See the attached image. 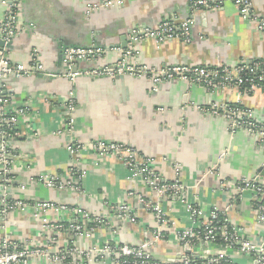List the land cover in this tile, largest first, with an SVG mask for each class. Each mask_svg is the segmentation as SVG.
I'll return each mask as SVG.
<instances>
[{"label":"crops","instance_id":"crops-1","mask_svg":"<svg viewBox=\"0 0 264 264\" xmlns=\"http://www.w3.org/2000/svg\"><path fill=\"white\" fill-rule=\"evenodd\" d=\"M104 1L24 0L19 19L21 35L8 52L9 58L14 63L31 66L32 51L37 50L46 72L53 77L36 72L31 77L6 81L9 107L13 111L25 109L27 114L20 119L21 136L12 143L15 182L5 195L0 181V198L20 200L30 206L25 212L12 210L6 219L0 214V240L8 237L25 246L39 245L55 252L64 246L63 238L45 231L43 226L45 221L53 225L67 223L70 214L51 210L38 213L33 205L43 201L56 204L78 201L90 215L111 216V207L120 203L132 206L139 217L135 223L114 222L110 226H114L113 234L120 231L129 245L144 241L145 233L156 225L136 200L128 197V192L135 189L144 194L145 185L141 180L136 184L129 182L119 161L97 155L92 144L105 141L129 144L140 156L157 159L156 170L163 176L173 177V164L179 163L185 183L197 185L189 196L197 198L207 213L214 208L223 212L232 204L228 213L230 222L258 244L264 238V229L256 222L250 193L240 199L237 187L243 179L257 176L264 184V149L244 132L232 136L222 116L203 114L195 106L239 105L251 109L257 122L264 124V94L260 91L245 94L237 89L210 91L180 80L165 83L155 92L149 78L84 75L68 78L62 63L64 48L100 50L95 62L79 64V72H87L117 64L121 57L119 50H125L122 39L126 37L127 41L133 27H155L164 20L180 22L192 18L186 0H125L122 8L87 15L90 5ZM251 1L257 19L264 24V0ZM3 2L0 0V20L6 12ZM193 20L192 44L180 40L161 46L153 41L142 42L131 63L154 68L215 67L264 59V29L256 21H244L233 4L227 3L218 11H200ZM71 101L77 107L73 137L66 133L65 118ZM71 139L84 146L76 159L67 151ZM77 162L78 169L87 173L81 182L83 194L54 192L33 182L42 174L67 176ZM216 165L218 171L205 176ZM163 206L172 221L165 230V235L171 238L174 228L186 227V217L177 204ZM110 226L104 225L91 241L79 240L78 245L87 248L106 243L111 239ZM172 248L165 246L151 253L157 260L168 261L176 259L179 249ZM242 262L247 261L238 259L237 263Z\"/></svg>","mask_w":264,"mask_h":264},{"label":"built area","instance_id":"built-area-1","mask_svg":"<svg viewBox=\"0 0 264 264\" xmlns=\"http://www.w3.org/2000/svg\"><path fill=\"white\" fill-rule=\"evenodd\" d=\"M192 18L185 21L164 20L155 27H133L127 35V48L119 50L120 60L117 64L106 67L94 68L87 72L73 73V69L81 62H95L101 55L100 50L82 48H64L62 63L66 67L67 76L75 79L79 76L88 77H119L149 78L153 84V90L157 92L165 83L180 80L192 86L206 90L237 89L245 94H264V59L252 63L242 62L236 66H202V65H170L164 68H154L146 65L131 63L137 57L138 48L142 42L153 41L158 46L180 40L190 45L194 42L193 16L200 11H218L227 3L233 4L244 21H256L260 29H264L262 21L257 19L251 0H186ZM6 12L0 20V39L5 44L14 42L20 35L19 19L23 13L24 0H4ZM125 0H105L102 4L89 6L87 15L102 9L122 8ZM8 50L0 47V181L4 189L11 192L14 185L13 171L15 156L12 152V143L20 134V119L27 114L25 109L13 111L8 103L6 94V81L10 78L31 77L34 73L48 74L43 66L39 52L32 51V64L26 66L23 63L12 62ZM66 121L69 137L75 134V113L77 107L71 101L66 107ZM195 110L209 116H222L228 122V131L234 136L237 132H244L256 146L264 149V124L258 123L251 109L241 106L228 107L226 105L212 104L209 106H195ZM160 112H164L160 109ZM94 151L101 158L110 156L119 161L126 172L129 182L137 183L139 180L145 185L144 194L131 189L128 197L136 200L146 215L155 222L156 228L145 233V240L139 245H129L124 236L119 232L113 234L112 223H135L139 218L132 206L120 203L111 207L113 215H90L84 212L79 203L69 201L64 204L54 202H38L34 208L38 213L51 210L58 214L69 213L71 220L57 225L45 221L44 230L53 232L57 237H62L58 250L50 248L25 246L22 243L10 240L8 237L0 240V264H242L238 259H246L243 264H264V238L254 244L245 236L243 229L235 227L228 218V213L233 209L229 204L223 212L214 208L207 213L199 206L197 198L189 196L190 190L197 185H189L183 179L182 166L173 164V177L161 175L156 167L157 159L140 156L137 149L126 143L100 141L92 144ZM84 146L80 142L71 139L67 145V151L72 159L83 151ZM224 157V156H223ZM26 160V159H25ZM27 161V160H26ZM78 161V160H77ZM28 162V161H27ZM29 163V162H28ZM30 164V163H29ZM79 164L72 165L67 176L39 175L34 184H40L54 192H68L83 194L81 182L86 172L78 169ZM218 171L216 165L206 172L205 176L215 174ZM223 186L224 183L222 184ZM25 187H21L24 189ZM6 192V193H5ZM250 193L253 212L256 222L264 229V184L259 176L243 179L237 187V195L242 199ZM79 199V198H78ZM164 203L179 205L182 214L186 217L185 228H174L171 238L165 235V230L171 227L172 221L164 210ZM30 204L20 200L8 201L0 198V214L6 219L12 210L25 212ZM104 225L110 226L111 239L104 244L92 245L81 248L79 240L91 241L98 229ZM52 233V234H53ZM118 235V238L117 236ZM55 240V238H54ZM55 245V244H54ZM170 247L178 251L176 259L156 260L152 251L161 247Z\"/></svg>","mask_w":264,"mask_h":264},{"label":"water","instance_id":"water-1","mask_svg":"<svg viewBox=\"0 0 264 264\" xmlns=\"http://www.w3.org/2000/svg\"><path fill=\"white\" fill-rule=\"evenodd\" d=\"M24 5V4H23ZM122 48L123 49H126L127 48V41H126V37H124L123 39H122ZM13 44H14V42H11V43H8V44H5L4 42H3V40L2 39H0V47H4V48H6L8 51H11L12 49H13ZM73 73H76L77 71H78V66H76L73 70ZM48 73V72H47ZM44 74L45 73H41V76H44ZM124 77H119V78H116V79H123ZM2 188V187H1ZM3 189V188H2ZM80 200V199H79ZM78 202V201H77ZM76 202V203H77ZM74 203V202H73Z\"/></svg>","mask_w":264,"mask_h":264},{"label":"rangeland","instance_id":"rangeland-1","mask_svg":"<svg viewBox=\"0 0 264 264\" xmlns=\"http://www.w3.org/2000/svg\"><path fill=\"white\" fill-rule=\"evenodd\" d=\"M149 219H150L152 222H154V221L152 220V218L149 217ZM131 223H132V222H131ZM154 223H155V222H154ZM155 225H156V224H155ZM35 246H37V247H41V246H39V245H35ZM243 263H245V262H242V264H243Z\"/></svg>","mask_w":264,"mask_h":264},{"label":"trees","instance_id":"trees-1","mask_svg":"<svg viewBox=\"0 0 264 264\" xmlns=\"http://www.w3.org/2000/svg\"><path fill=\"white\" fill-rule=\"evenodd\" d=\"M156 259V258H155ZM157 260V259H156Z\"/></svg>","mask_w":264,"mask_h":264}]
</instances>
